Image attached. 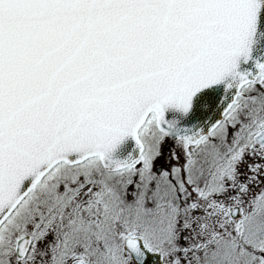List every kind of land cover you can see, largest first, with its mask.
Masks as SVG:
<instances>
[{"label":"snow or ice","instance_id":"1","mask_svg":"<svg viewBox=\"0 0 264 264\" xmlns=\"http://www.w3.org/2000/svg\"><path fill=\"white\" fill-rule=\"evenodd\" d=\"M0 264H264V0H0Z\"/></svg>","mask_w":264,"mask_h":264},{"label":"water","instance_id":"2","mask_svg":"<svg viewBox=\"0 0 264 264\" xmlns=\"http://www.w3.org/2000/svg\"><path fill=\"white\" fill-rule=\"evenodd\" d=\"M174 115V112L172 110H169L167 113V116L171 118ZM135 146V141L132 138H128L117 150L116 155L120 157L126 156L129 152L133 150Z\"/></svg>","mask_w":264,"mask_h":264}]
</instances>
